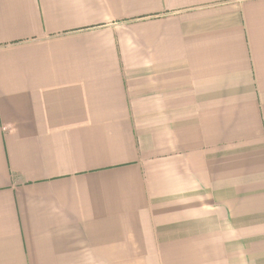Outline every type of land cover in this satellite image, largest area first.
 <instances>
[{"label": "crops", "instance_id": "obj_1", "mask_svg": "<svg viewBox=\"0 0 264 264\" xmlns=\"http://www.w3.org/2000/svg\"><path fill=\"white\" fill-rule=\"evenodd\" d=\"M0 264H264V0H0Z\"/></svg>", "mask_w": 264, "mask_h": 264}]
</instances>
